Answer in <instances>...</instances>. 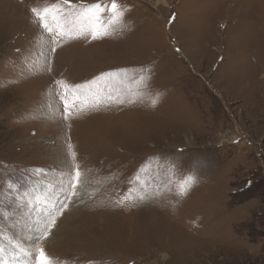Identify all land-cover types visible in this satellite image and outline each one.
<instances>
[{
  "label": "rangeland",
  "instance_id": "1",
  "mask_svg": "<svg viewBox=\"0 0 264 264\" xmlns=\"http://www.w3.org/2000/svg\"><path fill=\"white\" fill-rule=\"evenodd\" d=\"M55 2L0 0V264L38 235L56 264H264V0H118L59 44ZM58 81L92 87L66 110Z\"/></svg>",
  "mask_w": 264,
  "mask_h": 264
},
{
  "label": "snow or ice",
  "instance_id": "2",
  "mask_svg": "<svg viewBox=\"0 0 264 264\" xmlns=\"http://www.w3.org/2000/svg\"><path fill=\"white\" fill-rule=\"evenodd\" d=\"M31 12L35 18L34 23H37L51 37V42L54 44H59L64 39L80 38L86 35H90L92 39L106 36L110 30H114L116 26L123 22L126 15L125 6L121 5L118 0H97L92 4H86L83 0L80 3H72L71 0H56L55 3H47L42 8L33 7ZM108 75L113 76L116 74L110 73ZM140 83H143V78ZM57 84L62 90L61 99L66 110L72 106L67 98L70 89L76 94L75 98H79L80 95L91 91L92 87L90 84H85L73 88V86L63 81H58ZM80 178L81 172L79 166H77L75 175L69 174L67 177L66 192L68 195L66 202L53 211L46 222L38 229V233H42V238L46 239L48 237L51 228L56 225L57 216L63 215V210L67 208V203L71 197L77 195V188L81 184ZM191 182H193L192 178L189 177L188 181L181 186V195L186 194V185ZM10 191L15 192L16 190L10 189ZM40 239L41 236L38 235L36 243L30 249L19 248L17 245L16 254L33 258L29 259L28 264H56L55 259L48 255L44 248L37 247ZM4 251L5 249L0 247V253Z\"/></svg>",
  "mask_w": 264,
  "mask_h": 264
}]
</instances>
